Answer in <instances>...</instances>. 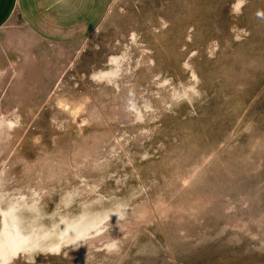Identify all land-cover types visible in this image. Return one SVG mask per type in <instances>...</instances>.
Returning <instances> with one entry per match:
<instances>
[{"label":"rangeland","instance_id":"rangeland-1","mask_svg":"<svg viewBox=\"0 0 264 264\" xmlns=\"http://www.w3.org/2000/svg\"><path fill=\"white\" fill-rule=\"evenodd\" d=\"M0 264H264V0L0 29Z\"/></svg>","mask_w":264,"mask_h":264},{"label":"crops","instance_id":"crops-1","mask_svg":"<svg viewBox=\"0 0 264 264\" xmlns=\"http://www.w3.org/2000/svg\"><path fill=\"white\" fill-rule=\"evenodd\" d=\"M110 0H0V29L18 16L37 36L72 41L100 25Z\"/></svg>","mask_w":264,"mask_h":264},{"label":"bare ground","instance_id":"bare-ground-1","mask_svg":"<svg viewBox=\"0 0 264 264\" xmlns=\"http://www.w3.org/2000/svg\"><path fill=\"white\" fill-rule=\"evenodd\" d=\"M59 104L65 105V104H67V103H66L65 100H62V101H59ZM72 108H74V107H72ZM19 204H20V203H19ZM21 204H22V203H21ZM23 204H24V203H23ZM116 206H118L117 211H119V210L122 209V206H123V205L119 204V205H116ZM15 207H17V206H15ZM15 207H14V208H15ZM23 207H24V206H23ZM23 207H22V208H23ZM34 207H35V206H34ZM22 208H21V209H22ZM19 209H20V208H19ZM19 209H17V210L19 211ZM21 209H20V210H21ZM123 209H124V207H123ZM15 210H16V209H15ZM15 210L13 211L14 214H16V213H15ZM17 210H16V211H17ZM10 212H11V211H10ZM11 213H12V212H11ZM11 213H10V214H11ZM32 213H33V212H32ZM8 214H9V213H8ZM12 214H13V213H12ZM36 214H37V213H36ZM86 214H87V213H86ZM86 214H85V215H86ZM6 216H7V215H6ZM6 216H5V217H6ZM87 216H88V215H87ZM5 217H4V218H5ZM14 217H15V216H14ZM14 217H13V218H14ZM13 218H11V219H13ZM17 218H18V217H17ZM11 219H10V220H11ZM15 219H16V218H14V221H12L13 223H14V222L16 223ZM18 219H19V218H18ZM90 219H91V218L88 219V218L85 217V219H84L85 224H86V222H87V223H93V221L90 220ZM21 221H22V220H21ZM21 221H20V222H21ZM29 221H31V220H29ZM9 222H10V221H9ZM6 223H7V222H6ZM13 223H12V225H13ZM15 223H14V224H15ZM69 223H70V224L72 223V224L74 225V226H73V225L71 224L72 227H73L72 229H73V231H74L75 228H78L80 225H82L83 222H80V221H79V222H76V221L73 220V221H70ZM69 223L67 222V225H68ZM10 224H11V222H10ZM21 224H22V222H21ZM25 224H26V223H25ZM33 224H34V223H33ZM26 225H27V224H26ZM6 226H7V225H6ZM21 226H22V225H21ZM69 226H70V225H69ZM8 227H10V226H8ZM11 227H12V226H11ZM86 227H87V226H86ZM16 228H18V226H17ZM22 228H25V227H22ZM32 228H33V227H32ZM43 228H44V227H43ZM70 228H71V227H70ZM10 229H11V228H9V230H10ZM7 230H8V229H7ZM14 230H15V228H14ZM21 230H22V229H21ZM10 231L13 232V228H12ZM10 231H9V233H11ZM33 231H34V229H33ZM27 232H28V231H27ZM27 232H26V233H27ZM40 232H41V231H40ZM42 233H43V232H42ZM36 234H37V233H36ZM36 234H35V236H36ZM46 234H47V236H46V237L44 236V237L46 238V240H45L44 243L42 242V243H43V244H42V247H41V246H40V247L43 248V249H52V251H54V250L56 249V247H57V249H58V247L61 246V245H59V244L62 242V237L60 236V233L58 234V230L56 229L55 232H48V231H47ZM46 234H45V235H46ZM30 235L32 236V235H34V233H30ZM37 235H39V233H38ZM43 235H44V234H43ZM43 235H42V237H43ZM79 235H80V234H79ZM12 236H13V234H12ZM77 236H78V235H77ZM27 237H28V236H27ZM40 237H41V235H39V238H40ZM42 237H41V238H42ZM36 238H37V237H36ZM36 238H35V239H36ZM37 240H38V238H37ZM37 240H36V241H37ZM42 240H43V239H42ZM42 240H40V242H41ZM38 245H39V242H38ZM58 245H59V246H58ZM38 247H39V246H38ZM38 247H37V248H38ZM59 248H60V247H59ZM33 249H34V248H33ZM35 249H36V248H35ZM57 251H58V250H57Z\"/></svg>","mask_w":264,"mask_h":264}]
</instances>
